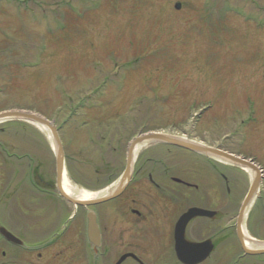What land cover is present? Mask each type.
I'll use <instances>...</instances> for the list:
<instances>
[{
	"label": "rangeland",
	"instance_id": "obj_1",
	"mask_svg": "<svg viewBox=\"0 0 264 264\" xmlns=\"http://www.w3.org/2000/svg\"><path fill=\"white\" fill-rule=\"evenodd\" d=\"M70 9L80 18L63 20ZM68 96L74 107L65 105ZM83 102L93 107L89 117L74 121ZM5 111L53 121L65 177L89 194L123 173L126 144L141 129L253 160L264 171V0H0ZM159 144H143L138 166L149 159L147 170L197 187H178V213L201 206L218 216L189 230H204L230 256L240 252L234 233L252 177ZM55 178L46 134L28 121L0 122V210L13 230L23 234L14 221L33 220L46 224L42 235L58 224L61 214L51 212L69 202ZM246 215L248 236L257 239L251 226L264 239V177ZM255 259L264 264V256Z\"/></svg>",
	"mask_w": 264,
	"mask_h": 264
},
{
	"label": "flooded vegetation",
	"instance_id": "obj_2",
	"mask_svg": "<svg viewBox=\"0 0 264 264\" xmlns=\"http://www.w3.org/2000/svg\"><path fill=\"white\" fill-rule=\"evenodd\" d=\"M159 145L174 147L168 144ZM145 153L139 154L137 165L133 167L131 179L126 187L117 190L126 166L117 179H110L111 183L107 187L104 185L108 188L105 195H112L110 199L89 207L73 208V205L67 202L66 205L64 202L63 205L58 204V209L51 213H60L61 220L51 231L44 232L45 234L37 235L45 229L46 224L33 220L22 223L14 221L15 226L24 231L23 234L16 232L11 224L4 221L0 210V229H6L21 242H9L0 233V264H185L178 256L175 229L180 217L192 206L182 214L178 213L177 189L182 187L196 190L197 187L182 179L183 183H179L178 178L167 173L161 175L147 170L149 159L138 166ZM167 154L170 155V152ZM125 161L127 164V155ZM37 180L40 181V178ZM55 182L57 188L56 178ZM37 185L42 183L38 182ZM104 187L95 186L90 189L91 194L95 196V202L105 196L101 197L105 192ZM71 213L73 214L69 218ZM215 213L212 218L196 217L189 222L184 232V239L189 244H201L208 240L212 242V250L207 251V257L197 264H257L255 256L245 253L237 231L234 236L240 252L230 256V253L226 252L227 248L218 249L216 238L206 236L204 230H189L197 222L213 220L218 216V212ZM89 214L95 217L98 229L93 242L88 237ZM36 227H39V230ZM2 244L9 249H3ZM198 258L194 256L192 259Z\"/></svg>",
	"mask_w": 264,
	"mask_h": 264
},
{
	"label": "water",
	"instance_id": "obj_3",
	"mask_svg": "<svg viewBox=\"0 0 264 264\" xmlns=\"http://www.w3.org/2000/svg\"><path fill=\"white\" fill-rule=\"evenodd\" d=\"M177 9L180 8V5L176 6ZM7 120H18V121H28L32 122L38 125H44L48 127L52 131V135L55 141L56 149H55V156H56V170H57V185L60 195L70 203L74 204L75 206H91L93 204L102 202L104 200H108L112 197V195L104 196L101 198V200L95 202V201H83L80 199H75L70 196H67L65 192L63 191V187L61 184L62 175L63 172L66 171L65 168V160H64V151H63V145L61 142V139L59 137V133L57 131V128L55 127V124L35 113L31 112H23V111H8L0 113V122H4ZM163 142L168 143L186 150H189L194 153H198L213 159H217L218 161H222L228 164L236 165L238 167H250L253 170H255L256 174L252 179L249 191L247 193V196L245 197V200L240 208V212L238 214L237 218V233L239 236V240L241 243L242 248L244 249L245 253L250 256H263L264 255V248H253V247H247L245 246V238L243 237V231H242V221L244 218V215L248 208L252 205L253 201L257 197L260 184L263 179V171L261 168H259L254 161L252 160H246L241 157H237L233 154H230L228 152L222 151L220 149H215L207 146H203L201 144H196L189 141H184L182 139L173 138L169 136H165L158 133L148 134V135H142L134 139L130 145L129 153H128V160H127V166L125 169V174L119 183L118 191L122 190L126 184L130 180L131 171L133 167V151L134 147L138 142ZM114 196V195H113ZM216 215L215 212L207 211L200 208H191L186 213H184L177 225H176V238H177V251L178 256L180 260L185 264H197L202 262L207 257V251L212 250V242L211 240H208L201 244H189L184 239V232L186 230L187 225L190 221L195 219L196 217H209L212 218ZM0 233L3 235L4 238H6L8 241L19 243L21 242L16 239L10 232H8L6 229L1 228ZM98 234L97 225L95 222V217L92 214H89V224H88V234L90 241L93 242L94 235ZM251 243H258V244H264V242H260L256 239L250 238ZM204 251V252H203ZM190 255V256H189ZM196 256L198 259H192ZM197 260V261H196Z\"/></svg>",
	"mask_w": 264,
	"mask_h": 264
},
{
	"label": "bare ground",
	"instance_id": "obj_4",
	"mask_svg": "<svg viewBox=\"0 0 264 264\" xmlns=\"http://www.w3.org/2000/svg\"><path fill=\"white\" fill-rule=\"evenodd\" d=\"M31 124H33L34 126H36L41 132L45 133L46 136L48 137L49 142L51 143L52 148L53 149H56V145H55V141H54V138H53V135H52V131L50 129H48V127H46L44 125H38V124H35V123H32V122H31ZM145 143H146L145 141H143V142L140 141V142H138L135 145V147H134V156H133L134 158L137 156V153H139V151L143 147V144H145ZM242 169L249 176H251L252 178L256 174L255 170H253L250 167H243ZM65 176H67V174H66V172H63V175H62V178H63V191L65 192V194L67 196H71L72 198L80 199V200H83V201L93 200V198L95 197L94 195L89 194V193H86V192H83V191H77V190L72 189L71 186L69 185L68 181H67L68 179ZM105 194H106V192H103L101 194V197L103 195H105ZM247 212H248V210L246 211V213L244 215V218H243V221H242L243 237L245 238V242H246L245 243V246H247L248 248L249 247H253V248H264V244H258V243H251L250 242V236H248V234L246 232V229H245V222L247 220V215H246Z\"/></svg>",
	"mask_w": 264,
	"mask_h": 264
},
{
	"label": "trees",
	"instance_id": "obj_5",
	"mask_svg": "<svg viewBox=\"0 0 264 264\" xmlns=\"http://www.w3.org/2000/svg\"><path fill=\"white\" fill-rule=\"evenodd\" d=\"M71 11H72V9H70V11H67L66 13H64V17H62L63 18V20L64 19H66V17H68V19L69 18H74V17H78V18H80V16H79V14H78V12L76 11H74L75 12V15H73L72 13H71ZM67 14V15H66ZM65 26L66 27V25H65V23H63V24H61L60 25V31L62 30V28H63V26ZM64 29V28H63ZM70 99H72L71 97H67V100H66V104L65 105H72V107H74L75 105H73V102H72V100H70ZM70 100V101H69ZM92 105H91V103H89L88 104V102H83L82 103V105H80V107L78 108V109H76L75 108V110H77V114L76 115H74V116H72V119L75 121L76 119H83V118H87V117H89V112L92 110ZM73 121V122H74ZM69 125H72V122H71V124H69ZM75 125V124H74ZM78 126H81L80 124H77ZM76 125V126H77ZM84 125V124H83ZM142 126H139V128H141ZM108 157H106V156H103L102 155V160L103 161H108ZM253 216V215H252ZM252 216H251V218H250V220H249V222L252 220ZM249 231H250V233H252V235L254 236V237H256L257 239H259L260 237H257L256 236V234L252 231V227L251 226H249ZM261 240H264V239H262L261 238Z\"/></svg>",
	"mask_w": 264,
	"mask_h": 264
}]
</instances>
